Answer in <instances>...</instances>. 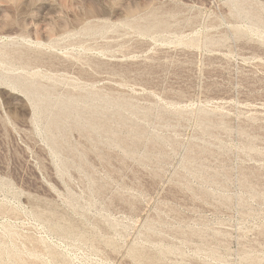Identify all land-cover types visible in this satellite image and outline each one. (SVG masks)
<instances>
[{"label": "rangeland", "instance_id": "1", "mask_svg": "<svg viewBox=\"0 0 264 264\" xmlns=\"http://www.w3.org/2000/svg\"><path fill=\"white\" fill-rule=\"evenodd\" d=\"M0 264H264V0H0Z\"/></svg>", "mask_w": 264, "mask_h": 264}]
</instances>
